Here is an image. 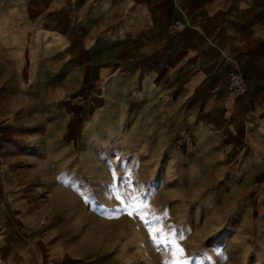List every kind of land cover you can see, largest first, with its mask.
<instances>
[{
	"label": "crops",
	"instance_id": "obj_1",
	"mask_svg": "<svg viewBox=\"0 0 264 264\" xmlns=\"http://www.w3.org/2000/svg\"><path fill=\"white\" fill-rule=\"evenodd\" d=\"M175 20L188 27L171 34ZM0 61L20 87H38L44 118L24 126L22 108L0 118L2 264H85L71 226L101 225L111 207L87 202L98 194L87 180L138 193L155 187L161 161L170 180L181 158L172 139L185 130L201 178L233 157L245 163L236 179H264V0H0ZM231 70L248 81L245 95L229 92ZM80 126L95 153L74 157ZM23 159L46 192L40 207L18 186Z\"/></svg>",
	"mask_w": 264,
	"mask_h": 264
},
{
	"label": "rangeland",
	"instance_id": "obj_2",
	"mask_svg": "<svg viewBox=\"0 0 264 264\" xmlns=\"http://www.w3.org/2000/svg\"><path fill=\"white\" fill-rule=\"evenodd\" d=\"M5 72L7 69L0 61V118L22 108L25 113L22 118L27 123L24 126H44L43 115L36 109L38 100L35 91L38 87L35 84L20 87L16 81L18 76L13 74L10 77ZM88 115L91 114L87 113L86 118ZM82 118L84 115L76 116L78 122ZM80 127L71 139L74 145L71 146V155L74 157L95 153L93 148H87L84 126ZM33 135L28 132L27 137ZM185 135L187 130L172 139L181 158L180 161L172 160L170 180L162 177L169 164L162 161L157 164L161 177L157 176L155 187L148 188L152 183L142 182L140 192L122 194L117 199L101 179L87 180L91 189L98 193L85 196L87 202L94 206L101 202L103 205L104 201L111 207L108 220L103 222L102 219L101 225L99 218L92 217L87 220V225L71 226V247L86 253L83 258L85 264H164L166 260L174 258L171 248L163 250L164 246L161 245V250H157L148 226L139 214L130 216L127 210H118L121 204L131 205L133 197L151 206L147 209L146 219L151 220L153 215L161 217L159 222H153L157 227H175L183 232L185 239L180 245L185 249V254L179 258L184 259L186 264H264V179L262 176L236 179L235 173L242 170L245 163L235 161L233 157L229 158L230 164L221 176L201 178L193 170L195 164L189 162L192 155L185 143ZM102 150L103 155L116 152L114 147H104ZM23 160L13 166L18 186L26 194L33 193L36 198V206L33 207H40L46 192L41 189L31 163ZM181 165L185 170H180ZM143 170L147 174V169ZM99 171L93 169L96 177L100 176ZM128 188L133 190L131 186ZM100 191L108 193L101 196ZM75 205H78V201L73 202L71 207ZM72 214L71 210V217ZM135 217L139 220H134ZM156 235L159 237L160 233Z\"/></svg>",
	"mask_w": 264,
	"mask_h": 264
},
{
	"label": "snow or ice",
	"instance_id": "obj_3",
	"mask_svg": "<svg viewBox=\"0 0 264 264\" xmlns=\"http://www.w3.org/2000/svg\"><path fill=\"white\" fill-rule=\"evenodd\" d=\"M130 182V176L128 179H124L125 184H128ZM110 188L112 189V195H114L115 198L120 199L122 193L116 186V184L113 183L112 185H110ZM138 199V197H133V203L131 205L126 203L123 204V208L127 210V214L130 216L139 214L141 220L146 226H148L151 240L154 244L157 245V250H161V245L164 246L163 250H167L168 248L172 249V255L174 258L171 261L166 260L164 264H186V261L184 259L179 258L185 254V249L180 245V242L185 239L183 232L178 231L175 227H157L153 222H159V220L161 219V217L159 216L153 215L151 220L146 219V216L148 215L147 209L151 206L144 201H139V203H137ZM133 208L134 211L132 210ZM156 233H160L159 237L156 235Z\"/></svg>",
	"mask_w": 264,
	"mask_h": 264
},
{
	"label": "built area",
	"instance_id": "obj_4",
	"mask_svg": "<svg viewBox=\"0 0 264 264\" xmlns=\"http://www.w3.org/2000/svg\"><path fill=\"white\" fill-rule=\"evenodd\" d=\"M188 24L183 20H175L170 26V33L177 34L184 31ZM249 83L244 74L239 70H231L228 74V90L235 96L245 95L248 91Z\"/></svg>",
	"mask_w": 264,
	"mask_h": 264
},
{
	"label": "bare ground",
	"instance_id": "obj_5",
	"mask_svg": "<svg viewBox=\"0 0 264 264\" xmlns=\"http://www.w3.org/2000/svg\"><path fill=\"white\" fill-rule=\"evenodd\" d=\"M234 95V94H233Z\"/></svg>",
	"mask_w": 264,
	"mask_h": 264
}]
</instances>
